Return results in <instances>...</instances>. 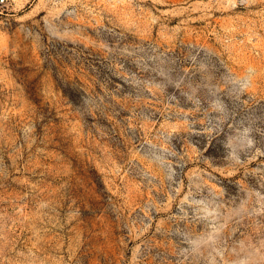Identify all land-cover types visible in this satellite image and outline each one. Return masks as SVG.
<instances>
[{
  "label": "rangeland",
  "instance_id": "374dc122",
  "mask_svg": "<svg viewBox=\"0 0 264 264\" xmlns=\"http://www.w3.org/2000/svg\"><path fill=\"white\" fill-rule=\"evenodd\" d=\"M0 264H264V0H4Z\"/></svg>",
  "mask_w": 264,
  "mask_h": 264
},
{
  "label": "built area",
  "instance_id": "2783aa9c",
  "mask_svg": "<svg viewBox=\"0 0 264 264\" xmlns=\"http://www.w3.org/2000/svg\"><path fill=\"white\" fill-rule=\"evenodd\" d=\"M4 3V0H0V5H2Z\"/></svg>",
  "mask_w": 264,
  "mask_h": 264
}]
</instances>
